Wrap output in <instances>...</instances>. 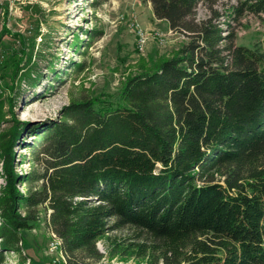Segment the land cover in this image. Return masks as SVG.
Listing matches in <instances>:
<instances>
[{
    "label": "trees",
    "instance_id": "obj_1",
    "mask_svg": "<svg viewBox=\"0 0 264 264\" xmlns=\"http://www.w3.org/2000/svg\"><path fill=\"white\" fill-rule=\"evenodd\" d=\"M249 1L264 13V0ZM150 2L155 19L194 37L128 80L119 102L76 105L72 123L41 133L29 147L45 168L30 177L39 188L21 195L6 168L0 264L22 254V232L45 210L70 264L101 259L97 242L123 228L137 240L126 252L146 264H264V52L220 48L222 29L190 21L200 0ZM32 50L11 55L10 78ZM17 133L6 137L7 163Z\"/></svg>",
    "mask_w": 264,
    "mask_h": 264
},
{
    "label": "rangeland",
    "instance_id": "obj_2",
    "mask_svg": "<svg viewBox=\"0 0 264 264\" xmlns=\"http://www.w3.org/2000/svg\"><path fill=\"white\" fill-rule=\"evenodd\" d=\"M250 4L249 0H200L190 21L192 25L211 21L222 29V49L233 43L264 52V13L249 11ZM153 13L150 0H0V200L8 186L6 168L15 176L21 195L40 187L30 177L45 168L34 162L29 147L41 133L72 123L76 105L98 97L119 102L128 80L177 56L194 37L171 30ZM24 46L33 48L30 75L23 77L27 70L22 67L16 78L12 74L10 78L7 62ZM17 131L19 139L7 163L4 143ZM49 215L42 211L39 226L22 232V254H8L6 264H18L21 256L30 264H70L62 241L54 237ZM136 242L133 229L110 231L97 242L101 259L77 254L71 261L146 264L125 250Z\"/></svg>",
    "mask_w": 264,
    "mask_h": 264
},
{
    "label": "built area",
    "instance_id": "obj_3",
    "mask_svg": "<svg viewBox=\"0 0 264 264\" xmlns=\"http://www.w3.org/2000/svg\"><path fill=\"white\" fill-rule=\"evenodd\" d=\"M141 34L144 35L143 32H141ZM142 44H143V42L141 43V46H142ZM54 237H55L56 240L60 241V240L56 237V235H54ZM54 263H55V262H54Z\"/></svg>",
    "mask_w": 264,
    "mask_h": 264
}]
</instances>
